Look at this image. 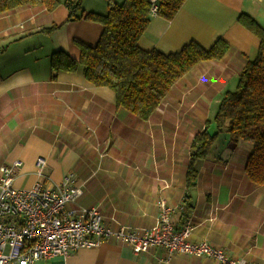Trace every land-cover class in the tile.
Wrapping results in <instances>:
<instances>
[{"label": "crops", "instance_id": "0c3cea01", "mask_svg": "<svg viewBox=\"0 0 264 264\" xmlns=\"http://www.w3.org/2000/svg\"><path fill=\"white\" fill-rule=\"evenodd\" d=\"M83 3L88 11H108L106 0ZM242 13L264 27V0H187L172 19L151 16L138 42L143 49L171 53L192 40L209 48L218 38L230 49L220 60L200 61L148 120L119 107L110 88L88 81L83 65L74 72L51 69L54 52L79 58L76 42L95 45L100 23L67 22L65 3L54 11L26 5L1 13L0 167L21 160L14 181L19 188L39 180L60 185L71 175L84 193L70 207H98L110 227L155 224L163 199L174 208L177 230L192 226L191 241H207L230 257L264 264V186L252 183L245 171L252 145L234 142L223 131L216 140L223 138V144L195 162L197 176L188 186L195 135L208 121L216 131L213 118L224 93L235 89L258 53L260 39L239 22ZM54 24L61 26L44 31ZM39 156L46 158L44 177L37 173ZM35 264L220 263L208 256H171L163 247L136 254L111 240Z\"/></svg>", "mask_w": 264, "mask_h": 264}, {"label": "trees", "instance_id": "16d2710c", "mask_svg": "<svg viewBox=\"0 0 264 264\" xmlns=\"http://www.w3.org/2000/svg\"><path fill=\"white\" fill-rule=\"evenodd\" d=\"M187 0H157L158 15L172 19ZM83 0H0V14L31 5H44L48 11L65 3L69 14L66 21L88 20L103 27L98 42L87 45L76 42L79 58L65 51L51 56L53 71H76L85 67V77L96 86L108 87L116 95L117 105L148 120L159 107L173 85L200 61L220 60L230 49L223 38L209 48L197 41L187 42L178 51L164 53L157 49H143L140 37L150 23L151 0H108L105 14L86 11ZM239 22L260 39L257 56L249 60L239 75L234 90L224 93L213 118L216 131H210L211 121L199 131L192 142L188 186L197 176L194 164L208 157L219 135L225 131L234 142L252 145L245 171L250 181L264 186V27L250 14L242 13ZM61 25L44 29L52 33Z\"/></svg>", "mask_w": 264, "mask_h": 264}, {"label": "built area", "instance_id": "2783aa9c", "mask_svg": "<svg viewBox=\"0 0 264 264\" xmlns=\"http://www.w3.org/2000/svg\"><path fill=\"white\" fill-rule=\"evenodd\" d=\"M151 2L153 16L158 14L159 5L157 0ZM45 165L46 158L39 156V176L44 177ZM21 167V160L0 167V264H35L111 240L129 246L136 254L163 247L171 256L188 254L208 256L220 264H254L245 257H230L207 241H191L192 226L177 230L171 219L174 208L163 199L155 224L146 228L110 227L103 223L98 207H70L84 193L73 184L71 175L60 185L49 186L39 180L29 188H19L14 181Z\"/></svg>", "mask_w": 264, "mask_h": 264}, {"label": "rangeland", "instance_id": "374dc122", "mask_svg": "<svg viewBox=\"0 0 264 264\" xmlns=\"http://www.w3.org/2000/svg\"><path fill=\"white\" fill-rule=\"evenodd\" d=\"M99 1H101V3H102V0H99ZM115 1H116V0H115ZM106 3H107V10H108V0H106ZM83 5H84V3L82 2V6H83ZM86 11H88V10H86ZM93 12H94V11H93ZM95 12H96V11H95ZM106 12H107V11H106ZM106 12H105V13H106ZM97 13H100V12H97ZM102 14H103V13H102ZM219 140H220V139H219ZM219 140L213 145V147H212L213 150L215 149V146L217 145L218 142H220V144H223V138L221 139V141H219ZM212 148H211V149H212ZM217 148H218V147H217ZM217 148H216V149H217Z\"/></svg>", "mask_w": 264, "mask_h": 264}]
</instances>
